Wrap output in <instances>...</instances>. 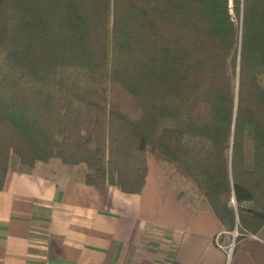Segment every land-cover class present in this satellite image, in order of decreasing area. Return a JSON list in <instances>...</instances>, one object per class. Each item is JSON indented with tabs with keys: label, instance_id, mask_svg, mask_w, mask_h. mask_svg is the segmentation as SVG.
Returning a JSON list of instances; mask_svg holds the SVG:
<instances>
[{
	"label": "trees",
	"instance_id": "1",
	"mask_svg": "<svg viewBox=\"0 0 264 264\" xmlns=\"http://www.w3.org/2000/svg\"><path fill=\"white\" fill-rule=\"evenodd\" d=\"M150 155L264 225V0H0V190L59 158L144 198Z\"/></svg>",
	"mask_w": 264,
	"mask_h": 264
},
{
	"label": "crops",
	"instance_id": "2",
	"mask_svg": "<svg viewBox=\"0 0 264 264\" xmlns=\"http://www.w3.org/2000/svg\"><path fill=\"white\" fill-rule=\"evenodd\" d=\"M77 169L54 158L12 164L0 190V264H264V225L234 246L192 182L174 188L188 207L214 214L200 228L154 221L142 195L88 184Z\"/></svg>",
	"mask_w": 264,
	"mask_h": 264
},
{
	"label": "rangeland",
	"instance_id": "3",
	"mask_svg": "<svg viewBox=\"0 0 264 264\" xmlns=\"http://www.w3.org/2000/svg\"><path fill=\"white\" fill-rule=\"evenodd\" d=\"M12 158L13 163L18 159L16 156ZM54 160L61 162L59 158H54ZM61 163L68 170H74V168H78V171H80L81 168L87 170L85 164L82 163L78 165ZM160 163L163 164L164 168L160 166ZM166 174L170 176L169 179H167ZM182 179L192 182L190 179L183 176L173 163L155 161L152 159V155H150L148 184L146 187L147 194H145L143 198V213L146 217L166 225L178 224L200 228L204 224V222H201L202 218L205 219L207 215L210 214L211 216L214 215L211 211V213H209L207 209L200 206L188 207L184 199L186 197V191L183 192L184 194L181 195V197H177V191H175L176 189L174 186L176 187L177 184H180ZM194 185L193 183L192 187L196 188V185ZM193 216L197 218L195 222L192 219ZM234 232H237L236 229L233 230V233Z\"/></svg>",
	"mask_w": 264,
	"mask_h": 264
},
{
	"label": "built area",
	"instance_id": "4",
	"mask_svg": "<svg viewBox=\"0 0 264 264\" xmlns=\"http://www.w3.org/2000/svg\"><path fill=\"white\" fill-rule=\"evenodd\" d=\"M230 203H231L234 207L236 206V201H235L234 197L231 198ZM236 234H237V232H234V233H233V236L235 237ZM217 244H218V245H221L218 241H217ZM232 245H233V244H232Z\"/></svg>",
	"mask_w": 264,
	"mask_h": 264
},
{
	"label": "water",
	"instance_id": "5",
	"mask_svg": "<svg viewBox=\"0 0 264 264\" xmlns=\"http://www.w3.org/2000/svg\"><path fill=\"white\" fill-rule=\"evenodd\" d=\"M234 239H235V237H234Z\"/></svg>",
	"mask_w": 264,
	"mask_h": 264
}]
</instances>
